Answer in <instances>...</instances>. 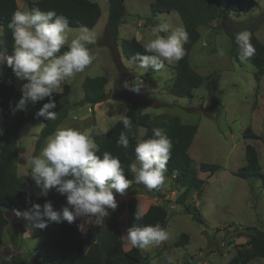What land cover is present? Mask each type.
I'll list each match as a JSON object with an SVG mask.
<instances>
[{"label":"rangeland","instance_id":"374dc122","mask_svg":"<svg viewBox=\"0 0 264 264\" xmlns=\"http://www.w3.org/2000/svg\"><path fill=\"white\" fill-rule=\"evenodd\" d=\"M149 1L151 0H124L127 14L123 22L126 25H121L120 29L118 27L119 35L117 34L116 39L110 31L108 37L104 30L108 15L107 0L95 1L101 8L97 25L90 29L97 37L96 44L91 46L96 60L83 72L64 83L70 86L67 99L71 107L57 128L74 124L79 129L91 130L93 136L102 135L119 119V114L127 109L126 106H131L130 102L144 104L143 111L151 114H175L185 123L196 124L197 131L188 153L192 158L191 167L205 181L202 192L198 194L197 190L192 189L185 203L180 204L177 198L184 187L175 181L174 175L167 176L165 185L159 188L162 198L154 196L144 185L133 182L125 194H116L118 207L115 210L109 209V215L100 221L125 239L124 250L127 254L150 258L149 264H226L238 249L246 246L248 232H264V184L260 180L245 179L234 174L246 163L247 144L256 148L264 174V73L257 79V67L250 61H239V48L237 45L233 46L227 34V31L237 34L245 30L251 34V28L256 26L254 35L264 45V0H256L257 4L249 12L223 14L211 24L199 28L201 36L191 48L189 61L205 81L193 89L191 96H175L169 92L174 62L166 63L164 69L154 71L151 75H146L147 70L140 69L135 61L120 65L123 60L118 54L123 39L140 37L141 43L145 45L153 38L150 30L154 25L166 22L171 29L183 26L174 10L153 15ZM17 4L20 10L27 9V1L17 0ZM71 28L74 31L70 34L69 42L78 34L75 30L79 29ZM220 49L224 50L223 56L218 54ZM231 49L236 51V57L230 54ZM125 60L127 61L126 58ZM118 65L122 68L129 67L132 71L130 75H126L123 70V78L119 82L128 98H111L96 112H92L89 104L81 103L84 78L106 75L109 83L105 90H111L115 85L114 81L119 77ZM0 68L2 71L1 63ZM122 68L120 67L121 72ZM15 79V87L20 90L26 81H20L16 77ZM144 80L150 82L146 83ZM141 84L143 86L138 92L131 90ZM129 111L127 109L126 114L134 124V113ZM42 125L40 120H32L21 127L17 139V173L20 176L27 174L31 167L29 155L34 150V143ZM246 127H250L259 138L243 137ZM152 129L153 126L140 127L138 136L148 134ZM49 137L45 139L37 155ZM200 163H217L220 169L208 175L207 172L199 170ZM40 191L31 177L23 188V195L33 201L42 197ZM161 204L167 206L168 221L164 228L170 233L169 240L158 247L138 249L134 253L126 237L133 211L141 214ZM186 205L196 207L197 213L203 219L202 224L193 220L190 213L184 210ZM31 208L17 210L21 215H17L16 210L5 209L8 226L3 231L2 242L12 254L9 260L0 264L33 261L34 249L40 246L42 238L36 230V220L26 219L23 215ZM91 223L86 216H80L74 220V227L83 235ZM11 225L15 228H11ZM19 225L24 228L22 233ZM235 227H238L239 233L233 232ZM181 233H186L188 239L182 245L176 246L175 241ZM19 250L23 254L20 255ZM249 264H264V259L256 258Z\"/></svg>","mask_w":264,"mask_h":264},{"label":"trees","instance_id":"16d2710c","mask_svg":"<svg viewBox=\"0 0 264 264\" xmlns=\"http://www.w3.org/2000/svg\"><path fill=\"white\" fill-rule=\"evenodd\" d=\"M109 9L107 15V28L116 39L118 27L123 22L127 11L124 0H108ZM256 0H152L150 11L153 15L176 11L182 21L183 27L189 33V42L184 45L186 56L179 62L173 64V78L169 86V92L175 96H191L195 87L200 86L205 78L198 74L190 65L189 54L193 45L201 36L199 28L207 26L214 20L219 19L223 14L230 12L240 14L249 12L256 5ZM39 7L42 11L55 10L57 14L64 15L69 20L70 27L87 26L93 28L101 15L99 4L92 0H28L27 9ZM20 10L16 0H0V39L4 41L0 47V53L5 56L11 55L13 39L8 23L11 20L14 11ZM255 27L251 28V43L255 48V54L250 63L257 67L256 77L264 73V45L254 35ZM231 38V43L236 46V34L227 31ZM91 47V46H90ZM123 55L133 60L136 53H144V45L136 38L123 39L121 42ZM67 46L61 51H66ZM230 54L237 56L236 51L231 49ZM154 71L147 69L146 75H151ZM106 75L86 76L82 82L84 91L81 103L89 104L91 110L93 107L109 98H128L122 91L121 86L115 85L110 91L105 90L107 84ZM70 92V86L64 84L60 94H54L56 108L51 111L57 113V119L46 120L37 115L43 104L48 102L47 98L38 102H27L23 110H17L16 105L21 99L22 93L15 87L14 73L6 63H3L0 74V245L2 244L3 231L8 224L5 216V209L25 210L31 208L34 204L41 205V211L44 203L50 201L54 210L61 211L66 206L67 201L64 195H61L55 188L49 190L48 195L39 197L30 201L23 195V188L28 184L31 178V167L28 173L20 176L17 173L18 146L17 139L21 127L32 120H40L43 125L39 135L34 143V150L29 155L36 156L43 146L47 137L52 135L57 127L63 122L71 107L67 96ZM130 111L134 113V124L129 135L130 147L124 150L117 146V140L121 131H126L119 119L111 125L104 134L94 136L98 146V155L104 152H111L118 156L123 165L127 166L135 161L134 148L140 140L151 138L152 131L148 134L138 136L140 127L164 128L168 136L172 139V156L168 162V172L166 176L174 175L175 181L181 187H184L182 193L178 196L177 202L185 203V199L192 189L197 193L202 192L205 181L197 176V172L191 167L192 158L188 149L193 141L197 131V125L185 123L178 115L160 113L151 114L143 111L144 104L130 102ZM128 110V111H129ZM129 111V112H130ZM128 114V113H127ZM69 127L78 128L71 124ZM245 138H259L250 127L243 131ZM246 163L235 171V175L251 179L260 180L264 184V174L261 171L258 152L253 145L247 144L245 147ZM199 170L207 172L208 175L214 174L220 169L217 163H200ZM126 179H133L132 174L125 168ZM154 196L162 198L159 189L151 190ZM184 210L190 213L193 220L203 223L202 217L197 213L195 206L186 205ZM133 217L130 221V227L141 225H155L159 223L165 227L168 221L167 206L158 205L155 209L141 214L133 211ZM139 217V219H137ZM89 220V218L87 217ZM36 230L42 238L40 246L35 249L33 261H19L16 264H149L150 258L133 257L124 250L125 239L112 228L105 226L99 220L96 224L94 220L89 224L87 230L82 235L74 227V222L63 221L59 224L49 223L47 227ZM19 231L22 233L24 228L19 225ZM247 231L250 229L247 227ZM239 233L238 227L233 232ZM188 239L186 233H181L175 241L176 246L182 245ZM135 253L138 249L132 247ZM21 257L18 258L20 260ZM256 258L264 259V232H248V241L246 246L237 250L236 254L228 260L226 264H249Z\"/></svg>","mask_w":264,"mask_h":264},{"label":"clouds","instance_id":"9594fccd","mask_svg":"<svg viewBox=\"0 0 264 264\" xmlns=\"http://www.w3.org/2000/svg\"><path fill=\"white\" fill-rule=\"evenodd\" d=\"M8 28L13 39L12 52L7 56L0 53V63L6 61L14 76L26 81L21 86L22 96L16 109L23 110L27 102L47 98L48 102L37 115L46 120L57 119V113L51 111L56 108L54 94H60L69 78L83 72L96 60L90 47L96 44V34L87 26H81L69 42L74 30L68 18L55 10L42 11L39 7L14 11ZM150 34L153 38L144 45V53L138 52L132 57L140 69L159 72L166 63L179 62L186 56L184 45L190 37L183 26L171 29L168 23H159L151 28ZM235 43L239 48V61L248 63L255 54L251 34L247 30L237 33ZM3 44L0 39V47ZM65 46L67 50L62 52ZM218 54L223 56L224 50L220 49ZM142 86L131 90L138 92ZM126 113L127 109L119 114V122L126 131H121L117 140V146L124 150L130 147L129 135L133 127ZM152 133L151 138L136 144L135 162L125 166L111 152L97 154L99 149L91 130L57 128L40 154L30 158V176L42 196L46 197L49 190L55 188L66 197L67 204L61 211L54 210L50 201L44 203L42 211L40 204H34L23 213L24 217L37 220L40 228L49 223H72L80 216L98 224L97 221L109 215V209L118 207L116 194H125L133 182L149 190L163 187L168 179L167 165L173 142L164 128H153ZM126 167L133 179H126ZM16 214L21 215L19 211ZM126 237L133 248L146 250L168 241L170 233L159 223L133 225L127 229Z\"/></svg>","mask_w":264,"mask_h":264},{"label":"crops","instance_id":"0c3cea01","mask_svg":"<svg viewBox=\"0 0 264 264\" xmlns=\"http://www.w3.org/2000/svg\"><path fill=\"white\" fill-rule=\"evenodd\" d=\"M25 1H27V3H28V0H25ZM92 1H96V0H92ZM152 1V0H151ZM151 1H149V3H151ZM16 2H17V0H16ZM107 2H108V0H107ZM18 5V4H17ZM19 7V6H18ZM149 7H150V4H149ZM108 9H109V3H108ZM101 16V15H100ZM96 25H97V23H96ZM95 25V26H96ZM125 26L126 25V23L125 22H122L120 25H119V29H120V27H122V26ZM94 26V27H95ZM92 29V28H91ZM104 30H105V32L107 33V35H108V37L110 36L109 35V30H108V28H107V23H106V25H105V27H104ZM118 35H119V30H118ZM109 39V38H108ZM139 42H141V38L140 37H137L136 38ZM102 43H104V42H102ZM109 43V42H108ZM109 45V44H108ZM105 46V45H104ZM110 48V47H109ZM111 49V48H110ZM121 58H122V60H123V63L122 64H120L119 62H118V60H116L117 62H118V64H120V65H125V64H127L128 62H131V61H134V60H129V59H127L124 55H123V53H122V51H121V48H120V52H119V54H118ZM125 58L127 59V61L125 60ZM175 63V62H174ZM1 65H2V67H3V63H1ZM120 67L122 68V66H119L118 65V69H119V77L117 78L118 79V81H114V84L115 85H119L120 86V78H123V70H125L124 71V73L127 75V73L130 75L131 73H132V71L130 70V68L129 67H123L122 68V72H121V70H120ZM0 74H1V68H0ZM122 76V77H121ZM138 78H141V76H139ZM145 82H146V80H144ZM15 82H16V79H15ZM150 81L149 80H147V82L146 83H149ZM108 83H109V81H107V85H108ZM171 84V83H170ZM114 85V86H115ZM105 88H106V86H105ZM106 91H110V89H107ZM127 95V94H126ZM109 99H111V98H109ZM109 99H107V100H105V101H102V102H100V103H98V104H96L94 107H93V110H91L92 112H96L97 111V109L101 106V105H104ZM90 106V105H89ZM91 108V107H90ZM126 108L129 110V108H130V106H126ZM105 133V132H104ZM7 226H8V224H7ZM6 226V227H7ZM12 227L11 228H13L14 226L13 225H11ZM26 226V225H25ZM15 228V227H14ZM6 229V228H5ZM30 235H32V232H31V234ZM2 248H4V250H2ZM35 250V249H34ZM19 252H20V255L21 254H23V251L22 250H19ZM35 252V251H34ZM34 252H33V254H34ZM10 254H12V252H10L6 247H5V245H4V243L2 242V244L0 245V263L1 262H3V263H5L7 260H9V258H11L10 256ZM20 255H18L19 257H20ZM2 263V264H3Z\"/></svg>","mask_w":264,"mask_h":264}]
</instances>
